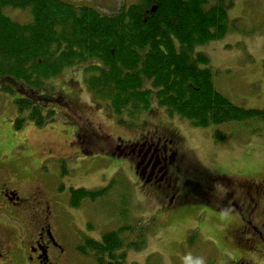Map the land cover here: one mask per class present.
Here are the masks:
<instances>
[{"label":"rangeland","instance_id":"rangeland-1","mask_svg":"<svg viewBox=\"0 0 264 264\" xmlns=\"http://www.w3.org/2000/svg\"><path fill=\"white\" fill-rule=\"evenodd\" d=\"M63 1L107 13L139 2ZM2 11L19 22L30 18L26 9L4 6ZM227 13L229 19L237 20V28L196 45L193 51L206 53L208 66L215 72V86L231 101L264 109V0H233ZM87 62L97 64L99 60ZM87 62L66 66L38 89L29 91L35 92L33 97L40 102L44 96L61 101L47 104L55 114L41 126L26 121L22 128H15L14 98L26 95L0 89V178L7 177L14 184L44 183L48 195L59 202L53 222L66 251L63 264H96L92 255L80 253L77 245L86 237L100 240L105 232L127 225L133 230L121 235L125 245L133 240L142 244L138 249L124 245L121 264H231L241 259L264 264L261 202L254 208L250 230L243 231L239 239L234 229L248 224L242 218L246 211L227 207L216 198L210 203L198 194L199 181L204 185V178L210 174L217 196L225 193L227 178L249 183L264 177V121L194 126L188 119L169 114L155 99L135 117L126 112L116 114L106 100L95 98L87 88L83 78ZM256 126L260 132L252 131ZM159 128L175 129L188 152L190 168L179 171L177 178L187 197L173 206L151 182L137 177L133 156L120 154V149L129 150L128 142ZM86 129L100 137L84 142L81 135L74 141L78 132ZM216 130L224 134L221 140L216 139ZM115 141L121 145L117 151L113 149ZM61 165L67 169L64 175ZM71 187L105 189L94 200L86 199L73 207L69 203Z\"/></svg>","mask_w":264,"mask_h":264},{"label":"trees","instance_id":"trees-1","mask_svg":"<svg viewBox=\"0 0 264 264\" xmlns=\"http://www.w3.org/2000/svg\"><path fill=\"white\" fill-rule=\"evenodd\" d=\"M232 5L233 0H139L107 13L63 0H0V89L26 95L14 98L15 128L26 121L41 126L51 120L55 111L46 106L60 99L44 96L40 102L29 91L66 66L91 58L99 62L84 65V82L116 114L135 117L155 99L169 114L194 126L264 121V109L235 104L219 91L208 56L193 51L237 28V20L227 13ZM4 6L26 9L29 20L12 19L3 13ZM215 137L221 140L224 134L216 130ZM65 173L61 165V175ZM104 189L71 187L69 203L77 207ZM132 230L127 225L105 232L100 240L86 237L76 248L92 255L96 264H121L125 258L121 235ZM141 244L133 240L125 246L138 249Z\"/></svg>","mask_w":264,"mask_h":264},{"label":"flooded vegetation","instance_id":"flooded-vegetation-1","mask_svg":"<svg viewBox=\"0 0 264 264\" xmlns=\"http://www.w3.org/2000/svg\"><path fill=\"white\" fill-rule=\"evenodd\" d=\"M90 129L84 133L78 132L74 141H79L81 135L85 136L84 142L87 139L90 142L96 141L100 135ZM119 143L115 141L113 149L121 146ZM128 147V151L120 149V154L133 156L135 173L142 182H151L158 194L166 197L171 206L187 197V193L179 188L177 178L179 171L190 168L186 163L188 152L183 149L181 136L175 129H155L128 142ZM209 176L204 178V185L199 181L198 186L202 191L199 190L198 194L210 203H215L216 198L223 205L227 204V207L233 205L240 212L246 211V216L242 218L248 224L234 229L236 236L242 239L241 233L250 230L254 208L261 202L260 211L264 209V177L249 183H238L227 178L224 181L227 191L217 196L214 193L213 175ZM227 187H230L229 190ZM58 203L48 195L44 183L28 185L21 181L14 184L7 177L0 178V264L65 262L66 251L61 236L54 231V210H58ZM262 213L258 214L259 218H262ZM245 238L248 240L247 236ZM231 264L249 263L241 259Z\"/></svg>","mask_w":264,"mask_h":264}]
</instances>
